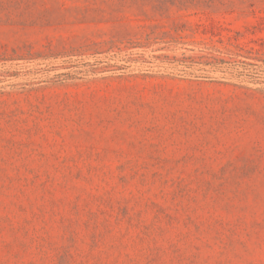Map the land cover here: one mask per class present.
<instances>
[{
	"label": "rangeland",
	"instance_id": "rangeland-1",
	"mask_svg": "<svg viewBox=\"0 0 264 264\" xmlns=\"http://www.w3.org/2000/svg\"><path fill=\"white\" fill-rule=\"evenodd\" d=\"M0 264H264V0H0Z\"/></svg>",
	"mask_w": 264,
	"mask_h": 264
}]
</instances>
